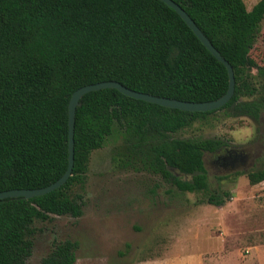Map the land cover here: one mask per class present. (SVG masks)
I'll return each mask as SVG.
<instances>
[{
    "label": "trees",
    "instance_id": "obj_1",
    "mask_svg": "<svg viewBox=\"0 0 264 264\" xmlns=\"http://www.w3.org/2000/svg\"><path fill=\"white\" fill-rule=\"evenodd\" d=\"M232 64L236 89L222 108L191 112L136 99L115 88L88 92L76 111L75 165L68 181L45 195L0 199V264H26L37 221L84 213L92 153L117 129L131 152L183 192L208 189L205 152L227 146L221 137L170 134L220 110L259 121L264 97L250 53L264 18V0H175ZM118 81L160 97L212 101L229 88V73L178 12L161 0H0V192L48 186L69 166V102L89 84ZM244 97L249 99L243 100ZM191 175L183 180L172 171ZM239 174H245L238 172ZM264 181V168L246 173ZM231 193L214 192L222 206ZM76 241L56 242L41 264H74Z\"/></svg>",
    "mask_w": 264,
    "mask_h": 264
},
{
    "label": "rangeland",
    "instance_id": "obj_2",
    "mask_svg": "<svg viewBox=\"0 0 264 264\" xmlns=\"http://www.w3.org/2000/svg\"><path fill=\"white\" fill-rule=\"evenodd\" d=\"M258 1L245 0L249 9ZM250 55L264 65V18ZM250 75L264 97V80L256 69ZM170 135L227 141L223 149L205 152L208 189L179 190L152 169L147 152H131L134 141L127 142L117 129L91 155L83 215L37 221L26 264H41L55 243L65 240L78 244L74 264H264V181L253 184L246 174L264 168V115L257 122L220 110ZM234 148L248 154L245 164H216ZM223 191L232 198L222 206L209 203L212 193Z\"/></svg>",
    "mask_w": 264,
    "mask_h": 264
},
{
    "label": "water",
    "instance_id": "obj_3",
    "mask_svg": "<svg viewBox=\"0 0 264 264\" xmlns=\"http://www.w3.org/2000/svg\"><path fill=\"white\" fill-rule=\"evenodd\" d=\"M167 5L175 9L178 14L186 21L194 33L199 37L202 43L213 53V55L222 63H224L228 69L229 73V88L228 91L220 98L212 101H184L167 97H160L157 95L140 92L131 88L124 86L118 81H102L94 84L85 85L77 89L69 102V166L66 172L61 178L56 182L36 189H11L0 192V199L8 197H24L32 198L45 195L55 189H58L64 185L68 179L71 177L75 165V125H76V111L78 106L81 105V99L85 94L91 91H97L104 88H115L121 93L136 98L145 100L147 102L156 103L165 107L177 108L184 111L191 112H208L214 111L225 106L234 96L236 89V77L235 71L232 64L221 54V52L214 46L212 41L207 37V35L201 30L194 19L189 15V13L175 0H161Z\"/></svg>",
    "mask_w": 264,
    "mask_h": 264
},
{
    "label": "flooded vegetation",
    "instance_id": "obj_4",
    "mask_svg": "<svg viewBox=\"0 0 264 264\" xmlns=\"http://www.w3.org/2000/svg\"><path fill=\"white\" fill-rule=\"evenodd\" d=\"M248 160V154L240 149H227L225 155L219 156L216 164L223 165L226 168H236L238 165L245 164Z\"/></svg>",
    "mask_w": 264,
    "mask_h": 264
},
{
    "label": "crops",
    "instance_id": "obj_5",
    "mask_svg": "<svg viewBox=\"0 0 264 264\" xmlns=\"http://www.w3.org/2000/svg\"><path fill=\"white\" fill-rule=\"evenodd\" d=\"M223 234H224V233H223ZM161 261H162L161 263H163V264H167V263H168V262H164L163 260H161ZM193 264H206V263L202 261L201 263H200V262H197V263L195 262V263H193Z\"/></svg>",
    "mask_w": 264,
    "mask_h": 264
}]
</instances>
